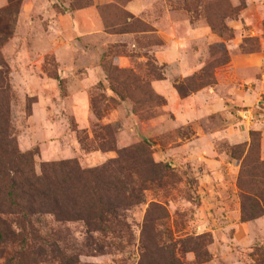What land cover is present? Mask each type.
<instances>
[{
    "label": "rangeland",
    "instance_id": "374dc122",
    "mask_svg": "<svg viewBox=\"0 0 264 264\" xmlns=\"http://www.w3.org/2000/svg\"><path fill=\"white\" fill-rule=\"evenodd\" d=\"M0 59L37 175L75 160L127 178L116 227L48 213L51 243L7 239L0 264H264V232L238 228L241 185L264 179V0H0Z\"/></svg>",
    "mask_w": 264,
    "mask_h": 264
},
{
    "label": "trees",
    "instance_id": "16d2710c",
    "mask_svg": "<svg viewBox=\"0 0 264 264\" xmlns=\"http://www.w3.org/2000/svg\"><path fill=\"white\" fill-rule=\"evenodd\" d=\"M9 72L6 64L0 59V99H8L10 92L8 84ZM182 97L188 93L182 84L177 85ZM11 125L8 106L0 104V245L7 239L32 238L42 244H50L51 240L40 233L36 223L42 222V217L53 213L61 220H88V224H100L105 230L116 227V216L120 203L112 198L114 191H121L127 183L123 179L124 168L112 169L111 166L101 169H83L77 161H63L43 170L39 176L31 166V155L21 154L10 136ZM110 138L111 136V132ZM252 146L260 148L256 140ZM113 142V141H112ZM246 145H237L233 149H245ZM253 149V148H252ZM112 150V149H110ZM244 152V151H243ZM251 150L245 156L250 157ZM124 153V152H123ZM258 166H264L260 157L256 161ZM244 174V172H243ZM252 181H256L253 176ZM242 190V217L243 223L254 221L264 215V179ZM6 193H5V192ZM89 210L91 213L87 214ZM87 215H84V214ZM20 217L21 229L13 231L9 226L7 215ZM205 235L195 239L194 249L199 258H206L208 253L203 252L201 245ZM206 260V259H205ZM171 263L181 264L172 254ZM61 264H66L61 262Z\"/></svg>",
    "mask_w": 264,
    "mask_h": 264
},
{
    "label": "crops",
    "instance_id": "0c3cea01",
    "mask_svg": "<svg viewBox=\"0 0 264 264\" xmlns=\"http://www.w3.org/2000/svg\"><path fill=\"white\" fill-rule=\"evenodd\" d=\"M248 138H244V140H242L243 142H247ZM261 158L264 160V138L262 139V144H261ZM238 228L241 230H246V229H253V228H257L259 229L261 232H264V217L259 218L253 222H247V223H240L238 225Z\"/></svg>",
    "mask_w": 264,
    "mask_h": 264
},
{
    "label": "built area",
    "instance_id": "2783aa9c",
    "mask_svg": "<svg viewBox=\"0 0 264 264\" xmlns=\"http://www.w3.org/2000/svg\"><path fill=\"white\" fill-rule=\"evenodd\" d=\"M242 117L245 119V120H252V112L251 111H245L243 112V115Z\"/></svg>",
    "mask_w": 264,
    "mask_h": 264
}]
</instances>
